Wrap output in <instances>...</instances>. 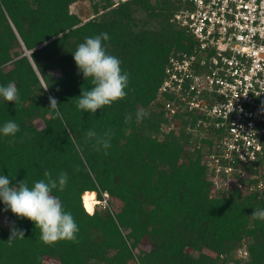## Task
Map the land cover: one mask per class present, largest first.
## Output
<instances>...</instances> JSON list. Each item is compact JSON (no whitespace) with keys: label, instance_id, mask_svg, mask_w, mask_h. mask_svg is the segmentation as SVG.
I'll return each instance as SVG.
<instances>
[{"label":"trees","instance_id":"obj_1","mask_svg":"<svg viewBox=\"0 0 264 264\" xmlns=\"http://www.w3.org/2000/svg\"><path fill=\"white\" fill-rule=\"evenodd\" d=\"M82 1L92 4L88 21L70 12ZM183 8L181 0H0V86L14 82L21 98L17 106L0 97V128L20 126L15 137L0 133V175L31 187L45 170L53 178L67 173L66 187L53 195L80 229L78 242L47 246L34 222L0 200V215L12 220L11 228L0 225V264H264V221L252 217L264 208V191L234 180L231 191L214 188L203 163L208 141L193 131L197 118H171L158 101L169 58L192 49V36L174 23ZM101 33L130 83L125 99L92 115L77 108L91 82L72 53ZM138 109L148 113L140 121ZM174 120L179 130L165 133ZM90 129L114 132L107 154L87 139ZM85 194L107 205L89 213ZM13 227L24 239L10 246Z\"/></svg>","mask_w":264,"mask_h":264},{"label":"built area","instance_id":"obj_2","mask_svg":"<svg viewBox=\"0 0 264 264\" xmlns=\"http://www.w3.org/2000/svg\"><path fill=\"white\" fill-rule=\"evenodd\" d=\"M181 1L174 23L193 45L169 58L158 101L171 118H197L210 181L264 191V0Z\"/></svg>","mask_w":264,"mask_h":264},{"label":"clouds","instance_id":"obj_3","mask_svg":"<svg viewBox=\"0 0 264 264\" xmlns=\"http://www.w3.org/2000/svg\"><path fill=\"white\" fill-rule=\"evenodd\" d=\"M109 39L107 33L86 37L72 53L79 73L83 74L85 80L91 82L90 89H83L81 95L77 97V108L92 115L105 106H111L113 102L125 99L128 95L130 75L122 70V61L107 51V46L103 42ZM0 97L8 102H14L17 106L21 103L19 89L14 82L0 86ZM49 101V108L56 116H60L58 100L50 96ZM147 115L146 111L138 109L135 119L140 121ZM132 119V114H126L125 123L130 124ZM18 132L20 126L15 121H7L0 128V133L4 136L15 137ZM113 136L114 132L111 129L102 133L94 129L86 132L87 139L94 141L95 149L97 151L103 149L105 154L111 147ZM44 176L46 179L38 180L30 187L26 180L13 185L9 176L0 175V200L3 201L6 210L10 209L16 216L35 223L36 228L40 230L39 239L43 244L54 246L60 241L78 242L80 229L77 222L71 212L64 210L60 198L53 195L54 190L63 191L66 187L67 173L61 172L58 177L53 178L51 173L45 170ZM252 217L264 221V208L255 209ZM17 238L24 239V232L13 227L7 242L11 246Z\"/></svg>","mask_w":264,"mask_h":264},{"label":"rangeland","instance_id":"obj_4","mask_svg":"<svg viewBox=\"0 0 264 264\" xmlns=\"http://www.w3.org/2000/svg\"><path fill=\"white\" fill-rule=\"evenodd\" d=\"M70 12L73 13V14L79 15L82 18V20H84V21H88L89 19L93 18V16H94L92 4L90 3V1H82V2H78L76 4H73L70 7ZM163 131L166 133V132L169 131V128L167 130L165 128V129H163ZM211 180H212L211 182L214 184V188H217V189H219L220 187L224 188L223 186H221V184L216 179L215 180L217 182L215 180H213L212 178H211ZM228 186H229V184L225 188H227ZM227 189L229 191L232 190L230 187L227 188ZM95 197H96V195H95ZM112 202H113V206H115V208H118L120 206L119 202L114 201V200H112ZM105 205H107L106 202H104L101 205H100V202H99L96 205V207L97 206H105ZM84 207H85V205H84ZM0 225L3 226V227L11 228V226H12L11 218L1 214L0 215ZM245 253H246L245 249H242L241 252H238L236 254L237 258L242 259V260L245 259L247 257ZM46 264H55V263H53L52 261H48Z\"/></svg>","mask_w":264,"mask_h":264},{"label":"bare ground","instance_id":"obj_5","mask_svg":"<svg viewBox=\"0 0 264 264\" xmlns=\"http://www.w3.org/2000/svg\"><path fill=\"white\" fill-rule=\"evenodd\" d=\"M83 202L86 210H88L90 213L94 212L96 205L99 203L95 195H88V194H85L83 196Z\"/></svg>","mask_w":264,"mask_h":264},{"label":"water","instance_id":"obj_6","mask_svg":"<svg viewBox=\"0 0 264 264\" xmlns=\"http://www.w3.org/2000/svg\"><path fill=\"white\" fill-rule=\"evenodd\" d=\"M25 56L30 58V52H28L27 50H25Z\"/></svg>","mask_w":264,"mask_h":264}]
</instances>
